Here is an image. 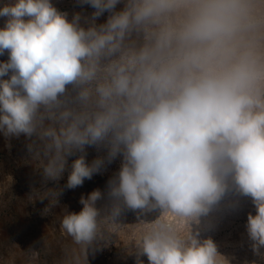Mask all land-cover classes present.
<instances>
[{"label": "clouds", "instance_id": "obj_1", "mask_svg": "<svg viewBox=\"0 0 264 264\" xmlns=\"http://www.w3.org/2000/svg\"><path fill=\"white\" fill-rule=\"evenodd\" d=\"M90 15L59 11L51 0L0 7V133L24 136L43 181H59L70 157L67 189L122 156L100 189L81 196L60 228L86 254L137 214L138 255L149 264H229L193 225L234 186L255 215L247 236L264 248V0H77ZM123 4L120 10L117 6ZM108 13L106 22L96 21ZM7 77V78H5ZM10 147V145H9ZM61 190L29 199L58 203ZM159 210L152 221L141 220ZM15 247H19L13 244ZM24 264L40 251L22 250ZM62 264H78L64 259Z\"/></svg>", "mask_w": 264, "mask_h": 264}, {"label": "rangeland", "instance_id": "obj_2", "mask_svg": "<svg viewBox=\"0 0 264 264\" xmlns=\"http://www.w3.org/2000/svg\"><path fill=\"white\" fill-rule=\"evenodd\" d=\"M15 0H0V7ZM54 7L68 13L71 20L73 14L80 12L90 15L93 9L89 6L81 8L77 0H51ZM123 4L117 6L120 10ZM108 13L101 16L96 23L106 22ZM6 18H0V28ZM8 55L0 56V62L7 61ZM7 78V77H5ZM28 141L24 136L6 139L0 133V264H24L22 250L30 246L39 250L40 264H62L64 259L78 260V264H149L145 255H138L136 240L139 230L134 227L139 221L137 214L125 210L120 223L125 225L117 234H112L102 241L98 250L85 252L72 243L71 238L60 228V221L65 212H79L82 205L79 200L95 189H100L104 198L97 202V207L106 210L110 205L107 197L108 181L119 171L122 156H117L111 163L107 161V148L86 147V161L91 164L99 158L104 165L99 174L91 180H85L81 187L67 189V177L71 171V163L81 153L68 160V166L59 181L46 184L27 151ZM10 145V147H9ZM49 188L61 190L58 203L48 213L44 209L49 200L42 203L37 199H29L36 191ZM256 209L250 197L240 195L235 187H230L221 200L212 206L207 215L200 217V223L194 224L193 231H199L201 239L211 238L217 245L218 252L229 264H264V248L257 255L251 248L247 236V217L255 215ZM159 215V210L146 213L141 220L152 221ZM13 244L18 245L15 247Z\"/></svg>", "mask_w": 264, "mask_h": 264}]
</instances>
